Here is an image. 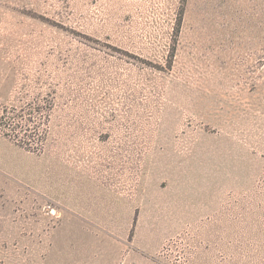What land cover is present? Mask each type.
<instances>
[{"label": "rangeland", "instance_id": "374dc122", "mask_svg": "<svg viewBox=\"0 0 264 264\" xmlns=\"http://www.w3.org/2000/svg\"><path fill=\"white\" fill-rule=\"evenodd\" d=\"M0 264H264V0H0Z\"/></svg>", "mask_w": 264, "mask_h": 264}, {"label": "trees", "instance_id": "16d2710c", "mask_svg": "<svg viewBox=\"0 0 264 264\" xmlns=\"http://www.w3.org/2000/svg\"><path fill=\"white\" fill-rule=\"evenodd\" d=\"M4 136H6V137L10 138V136H9L7 133H4Z\"/></svg>", "mask_w": 264, "mask_h": 264}]
</instances>
